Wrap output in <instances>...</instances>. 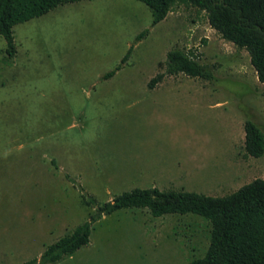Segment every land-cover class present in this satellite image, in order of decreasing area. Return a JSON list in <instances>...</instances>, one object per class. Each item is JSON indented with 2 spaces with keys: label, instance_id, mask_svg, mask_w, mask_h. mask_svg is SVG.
Instances as JSON below:
<instances>
[{
  "label": "rangeland",
  "instance_id": "374dc122",
  "mask_svg": "<svg viewBox=\"0 0 264 264\" xmlns=\"http://www.w3.org/2000/svg\"><path fill=\"white\" fill-rule=\"evenodd\" d=\"M152 21L140 0H80L16 24L13 57L0 35V264L40 258L71 234L97 209L84 195L98 205L134 188L224 196L264 178V154L245 150L247 119L264 132V84L248 51L190 3ZM176 47L213 78L168 74ZM211 229L195 213L121 208L54 264H190Z\"/></svg>",
  "mask_w": 264,
  "mask_h": 264
},
{
  "label": "trees",
  "instance_id": "16d2710c",
  "mask_svg": "<svg viewBox=\"0 0 264 264\" xmlns=\"http://www.w3.org/2000/svg\"><path fill=\"white\" fill-rule=\"evenodd\" d=\"M80 0H0V35L6 39L9 57L16 53L13 27L21 22L46 14L55 7ZM153 13L152 24L162 21L176 2L190 3L205 10L210 25L238 48L248 51L258 79L264 84V0H140ZM143 30L140 40L148 33ZM131 47L121 64L104 75L112 77L131 55ZM166 72L185 73L211 79L212 73L200 64L193 51L173 48L167 53ZM159 73L149 82L153 88L161 81ZM245 150L248 155L264 154V132L254 121L247 119ZM95 213L75 230L49 244L40 258L23 264H54L90 242L92 225L103 215L121 208L146 207L154 216L170 213H195L210 220L211 239L205 255L190 264H264V178H256L238 190L224 196H210L184 190H161L157 187L134 188L98 205L93 196H86Z\"/></svg>",
  "mask_w": 264,
  "mask_h": 264
}]
</instances>
